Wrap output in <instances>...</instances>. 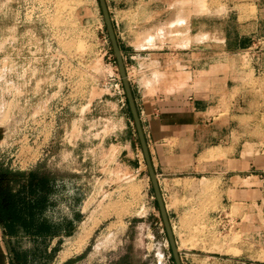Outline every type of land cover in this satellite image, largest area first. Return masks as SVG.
Instances as JSON below:
<instances>
[{"label":"rangeland","instance_id":"374dc122","mask_svg":"<svg viewBox=\"0 0 264 264\" xmlns=\"http://www.w3.org/2000/svg\"><path fill=\"white\" fill-rule=\"evenodd\" d=\"M106 3L181 263L264 264V0ZM0 174L14 264H176L99 0H0Z\"/></svg>","mask_w":264,"mask_h":264},{"label":"water","instance_id":"95a60500","mask_svg":"<svg viewBox=\"0 0 264 264\" xmlns=\"http://www.w3.org/2000/svg\"><path fill=\"white\" fill-rule=\"evenodd\" d=\"M99 3H100L101 10H102L104 22H105V25H106V28H107V31L109 34V38L111 40L112 49H113V52H114L116 60H117L119 73L121 75L123 86L125 88V93H126V97L128 100L130 112L132 114L133 120H134L135 125H136V129H137L139 140H140L141 147L143 150L147 169H148L149 176H150L153 188H154L156 202H157L160 214H161L162 221L164 223V227H165L166 232H167V237H168V240L170 242L171 249L173 251L174 260H175L176 264H182L180 257H179L178 250L175 246L173 231L171 229V225H170L169 218L167 215L166 206H165L164 199H163L160 187H159L157 174L155 173L153 162H152V159L150 156V151H149L147 141L145 138V134H144V131L142 128V124H141L140 116H139V113L137 110L136 101H135V98L133 95V91H132L131 85H130L129 80H128L125 62H124L123 55H122L120 46L118 44L117 38H116V34H115L113 23H112L110 14H109L108 6L106 3V0H99Z\"/></svg>","mask_w":264,"mask_h":264},{"label":"crops","instance_id":"0c3cea01","mask_svg":"<svg viewBox=\"0 0 264 264\" xmlns=\"http://www.w3.org/2000/svg\"><path fill=\"white\" fill-rule=\"evenodd\" d=\"M163 1V0H161ZM166 3H167V0H165ZM241 1V0H240ZM260 0H242V2H245V3H248V4H251V3H254L255 6H256V13H255V24L256 25H260L261 23V17L263 15V10L261 9V6H260V3H259ZM181 21L182 19H178L177 21ZM172 24H175V23H172ZM249 26V24L247 25ZM152 37V36H151ZM226 40V38H225ZM224 40V42H225ZM229 45H232V44H229ZM224 46H225V43H224ZM204 47V46H203ZM203 47H198V49H202ZM197 49V46H193L191 48V53L189 54H193V50ZM187 53H185V55H189ZM185 62V60H184ZM186 65L188 68L191 67L193 68V73H195L197 70L195 69V67L189 65L190 62L189 60H186ZM194 63V62H193ZM161 73L158 71V70H155V77H151V78H146L145 79V83L148 85V84H151V83H154L156 82V79L158 80V76L160 75ZM195 88H197V86H194ZM178 98H173L171 100H161L160 102V106H161V118L159 121V124H160V129H171V128H176V129H183L185 128L186 126H188L189 121H184V120H174L173 117L176 116V114L178 113H185L186 114H194V115H197V110H196V101L195 99L193 98V96H191L189 94V92H181L180 94H178ZM163 102V103H162ZM183 119V118H182ZM192 124H194L195 122L192 121L191 122ZM191 124V125H192ZM154 164V163H153ZM3 224L0 222V264H14V260H13V256H12V251L10 249V246L6 240V236L4 234V227H2Z\"/></svg>","mask_w":264,"mask_h":264},{"label":"trees","instance_id":"16d2710c","mask_svg":"<svg viewBox=\"0 0 264 264\" xmlns=\"http://www.w3.org/2000/svg\"><path fill=\"white\" fill-rule=\"evenodd\" d=\"M3 180L4 176L0 174V222L4 225V227L10 229L12 220H8V214L10 213L11 209L5 197L2 196L4 193V187L2 185Z\"/></svg>","mask_w":264,"mask_h":264}]
</instances>
